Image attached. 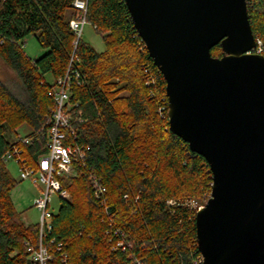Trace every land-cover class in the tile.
Returning <instances> with one entry per match:
<instances>
[{
	"label": "trees",
	"instance_id": "1",
	"mask_svg": "<svg viewBox=\"0 0 264 264\" xmlns=\"http://www.w3.org/2000/svg\"><path fill=\"white\" fill-rule=\"evenodd\" d=\"M74 1L0 0V61L17 79L15 86L0 79V264H37L28 247L37 245L38 225L19 220L10 194L21 180L10 175L4 156L17 146L26 162L35 164L46 153L54 107L49 92L65 75L73 53L78 79L72 77L70 84L74 135L68 132L67 141L87 151L76 176L63 181L69 199H60L52 214L46 264H193L195 212L183 203L208 200L209 166L170 132L165 81L123 0H86V22L104 43L100 53L76 40L69 28L77 15ZM245 1L264 57V0ZM29 35L44 51L33 60L23 51ZM211 55L219 58L220 46ZM22 126L24 136L12 140L9 134ZM92 178L106 190L110 213L128 243L125 251L114 249L115 237L105 234L108 223Z\"/></svg>",
	"mask_w": 264,
	"mask_h": 264
},
{
	"label": "water",
	"instance_id": "2",
	"mask_svg": "<svg viewBox=\"0 0 264 264\" xmlns=\"http://www.w3.org/2000/svg\"><path fill=\"white\" fill-rule=\"evenodd\" d=\"M123 2L165 81L170 132L211 172L195 216L203 264H264V57L250 54L246 1Z\"/></svg>",
	"mask_w": 264,
	"mask_h": 264
},
{
	"label": "built area",
	"instance_id": "3",
	"mask_svg": "<svg viewBox=\"0 0 264 264\" xmlns=\"http://www.w3.org/2000/svg\"><path fill=\"white\" fill-rule=\"evenodd\" d=\"M73 9L77 15L69 21V28L74 33L76 40L81 38L83 27L86 22L87 2L86 0H75L72 3ZM262 44L259 40H255V48L250 54L261 55ZM75 58L72 55L70 64L65 75L58 78L54 87L49 92V96L53 99L54 107L51 115V125L46 134V153L40 156L35 164H29L23 158L20 149L13 146L12 150L7 152L4 156V162L15 160L20 166L19 179L21 181H30L32 184L40 186L41 191L34 200L33 207L40 213V220L38 225V242L37 245H29L28 252L30 259L37 264H46L49 260V248L45 244V240L52 229V213L49 210L52 196L57 195L59 199H69V193L63 185V181L68 178L76 176V169L80 168L85 161L87 148L76 143L67 141V133L71 136L74 134L70 129V114H69V91L72 77L78 79L76 71L72 70L71 63ZM20 141L27 145L30 140L21 138ZM92 188L96 199L103 207L104 215L108 223L106 235L115 237L116 243L114 249L125 251L128 248L124 235L120 228H118L110 213L107 199L105 196L106 190L99 184L96 179L92 178ZM170 206L175 205L174 201H169ZM184 206L193 210L196 213L203 209L204 205L189 201L183 203ZM50 244L53 240H50ZM58 250H60L58 248ZM197 258L194 259L193 264H203V258L197 250ZM135 264H144L139 260Z\"/></svg>",
	"mask_w": 264,
	"mask_h": 264
},
{
	"label": "rangeland",
	"instance_id": "4",
	"mask_svg": "<svg viewBox=\"0 0 264 264\" xmlns=\"http://www.w3.org/2000/svg\"><path fill=\"white\" fill-rule=\"evenodd\" d=\"M81 40L89 44L98 53L104 51V43L101 36L95 33L93 27L89 23H86L83 27ZM23 51L25 55L32 60L38 58L44 52L33 35H29L24 39ZM0 79L7 85L15 86L17 84L15 75L1 61ZM46 81L52 83L53 79L50 75H47ZM26 131L27 128L22 126L18 128L16 133H10L9 136L12 140H14L17 136L23 137ZM6 167L10 175L15 180L19 181L20 166L15 162V160L8 161L6 163ZM40 191V186L34 185L30 181H20V183H18V185L11 191V202L16 212L20 213L19 220L25 226H28L30 224L36 225L39 223L40 213L33 207V203ZM59 207V197L57 195L52 196L49 210L52 214H55Z\"/></svg>",
	"mask_w": 264,
	"mask_h": 264
}]
</instances>
